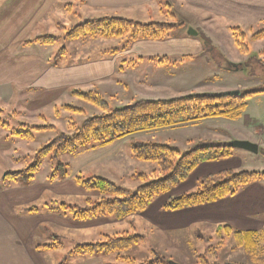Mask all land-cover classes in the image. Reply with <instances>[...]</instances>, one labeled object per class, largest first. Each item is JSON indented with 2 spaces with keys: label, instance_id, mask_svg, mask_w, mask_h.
<instances>
[{
  "label": "rangeland",
  "instance_id": "obj_1",
  "mask_svg": "<svg viewBox=\"0 0 264 264\" xmlns=\"http://www.w3.org/2000/svg\"><path fill=\"white\" fill-rule=\"evenodd\" d=\"M164 1L165 5H163L166 12L168 10L175 14L171 10L170 3L167 5L171 0ZM177 7L175 6L174 9ZM73 9L74 15L72 17L67 12H58L59 17L58 13H55L52 15L51 21L40 24L36 31L42 36H30L25 39L28 42L48 35L57 38V41L52 45H32L28 51L30 55H43L53 63H59L60 52H70V40L66 39L65 35H58L60 32L58 21L69 28L81 24L83 21L79 18L81 16L79 5H74ZM167 13L169 14V12ZM185 15L188 17L187 14ZM191 18L192 22L176 17L175 20L166 23L177 25L186 23L190 25L187 33L193 28L191 32L197 31L199 39L204 44V40L209 41V43L207 42L209 46L205 47L206 53L203 56L196 57L193 62L174 60V63L163 65L164 68H159L160 64L156 63L137 62L134 63L135 68L127 65L123 70L124 73H119L114 82L81 87V90L98 92L109 103L112 110L121 109L142 100L169 101L202 93L223 94L243 92L244 90H264V37L257 40L253 39L256 33L263 30V28H254L253 31V29H241L239 27L241 30L239 34L245 35L244 42L250 49V53L246 55L241 53L236 45L235 35L231 30L233 27L238 26L226 28L214 21L204 22L194 16ZM156 19L163 23L167 21L162 16H158ZM174 34L176 33L172 32L170 36ZM27 39L29 40L27 41ZM123 40H112L109 45L118 48L119 42L124 45L130 39L125 37ZM229 59L236 63L232 64ZM250 59L253 63L244 65ZM240 60L243 61L242 64L239 63ZM230 65H235V67ZM57 97L58 95L50 98L46 95L45 104L38 109L35 108L37 100H31L28 95L22 98L15 97L10 103L0 101V122L7 124L9 127V129H4L5 131L0 129V137L9 136L10 141L13 142L14 150L21 157L20 161L23 169L34 163V157L38 150L48 145L59 135H72L76 129L82 127L88 118L101 116L104 113L100 108L74 96L71 92L61 94L59 98ZM248 103V111H245V115L243 114L240 119H236L237 121L226 118L208 119L197 123L199 125L189 124L183 129L168 127L159 129V131H146L118 140L112 146L104 147V149H101L98 144H93L83 148L78 155H64L61 161L68 165L66 170L69 173L66 178L57 176L56 179H51L55 163L52 156H48L42 160L40 170L29 183L37 177L39 182L48 185L44 196L45 200L43 199L40 205L45 203V206H55L56 204L66 203L69 207L86 208L91 206L90 202L99 201L101 195L78 185L76 182L77 176L84 178L103 177L132 192H136L140 187L149 183L150 180L143 181L139 175H152L158 166L156 163L142 162L135 159L132 153L134 142L167 145L184 153L200 141H227L226 144L230 145L233 142V140H229L230 138L240 137L236 140L246 141L244 138L247 136H252V142L260 145L261 150L258 154L233 148V155L230 158L208 162L209 164L203 163L176 188L157 197L151 206L154 203H166L170 199L195 192L198 189V182L210 174L226 170L263 173L264 93L250 98ZM31 127L50 128L38 130ZM17 130L31 131L33 138L18 139L17 136L13 135V132ZM253 130L255 135H251ZM93 148H96V150H93ZM261 183L264 185V178ZM255 190L264 192V186ZM246 209H252V207ZM224 211L228 213V210ZM260 215V213L256 215L259 216V218L257 217L260 220L258 222L264 221V216L260 217ZM179 216H174L172 220L166 221L165 224L172 225V228L166 232L151 227V225L160 224L158 213L154 209L144 215L141 213L122 220L109 218L112 225L109 226L107 232L109 234L107 235L128 233L144 237L140 244L122 252V254L131 255L130 257H123L125 259L148 257L146 261L156 262L158 257L156 254H158L159 259L168 263L174 261L178 264H198L195 258V254H197L206 256L211 264H215V262L220 264H264V232L262 231H256L262 235L255 250L258 254L257 258L252 254L253 251L238 246L233 234L227 235L225 232H223L225 245L218 251L217 259L214 258L213 252L208 251L209 248L217 247L221 241V238L216 234L219 226L228 225L235 231L241 232L254 231L253 229H258L251 223L257 222L256 220H251L252 222L245 221L250 222L245 223L240 219L243 223H235L231 213V219L227 216L223 222L215 224L200 212H196L193 217H187L186 219L182 218L181 215ZM154 220H157L156 223ZM57 241L61 243L60 247L50 252L48 250L44 251L45 256L52 259L54 264H67L74 258V248L85 243H94L82 242L83 240L80 238H72L62 233L60 236H53L54 245L58 243ZM103 255L106 264H113L114 256L112 254Z\"/></svg>",
  "mask_w": 264,
  "mask_h": 264
},
{
  "label": "crops",
  "instance_id": "obj_2",
  "mask_svg": "<svg viewBox=\"0 0 264 264\" xmlns=\"http://www.w3.org/2000/svg\"><path fill=\"white\" fill-rule=\"evenodd\" d=\"M73 2L79 5L81 13L79 18L82 21L118 17L140 23H152L160 22L156 18L162 16L167 20L165 22L173 21L176 17L192 22L191 17L194 16L204 22H217L226 28L238 26L254 31V28L261 27L264 30V0H171L167 4L170 3L171 10L175 12L174 17L164 9V0H0V101L10 103L15 97L22 98L28 95L31 100H37L35 108L38 109L45 104L46 95L50 98L58 95L59 98L61 94H68L74 89L81 90V87L114 82L119 73H124L127 65L135 68L134 63L145 61L159 64L158 58H167L171 62L174 60L193 62L196 57L206 53L205 44L199 39V34L187 33L190 25L184 23L183 27L174 29L172 32L176 34L168 39L128 41L124 45L119 42L118 48L110 47L109 43L112 40L124 41L125 37L108 39L96 36L70 40L71 50L63 53L59 63H53L43 55H30L28 51L32 45L52 44H25V39L30 36H42L36 31L37 27L51 21L55 13L64 11L72 17L73 7L76 5ZM175 6L178 7L174 9ZM57 15L60 16L59 13ZM58 25L59 36H64L66 29H70L59 21ZM230 61L232 64L236 63ZM242 62L239 61L240 64ZM219 119L225 118L209 120ZM201 122L172 128L183 129L189 124L199 125L197 123ZM0 129L5 131L4 129L9 127L0 123ZM251 135H255L254 130L251 131ZM251 137L247 136L244 140L252 142ZM17 138L24 140L18 136ZM237 138L240 139L234 137L229 140ZM12 143L9 136L0 137V264H54L52 259L45 256L44 251L50 252L55 248L42 246L53 244V236H60L61 233L72 238H80L82 242H103L106 236H109L107 232L112 225L109 218L77 221L64 217L60 213L50 211L49 208H53V205L50 207L45 206V203L40 205L48 185L39 182L37 177L31 183L5 177L8 173L23 169L21 157L14 150ZM108 146L100 147L104 149ZM263 186L260 181L247 186L237 196L176 211L164 210L167 202L154 203L142 215L154 209L158 213L160 224L151 227L162 232L172 228L171 224H165L167 220H172V217L181 215L186 219L193 217L196 212H200L215 224L223 222L227 216L231 219V213L235 223H243L242 220L258 222L259 216L256 215L260 213V217L264 216V192L255 189H261ZM35 207L39 211L29 212ZM247 207L252 209H246ZM224 210H228V213ZM257 222L251 223L258 229L253 230L264 232V221ZM112 256L113 264H142L148 258L125 259L123 257L131 255L122 252L114 253ZM73 257L67 264H106L103 254L94 256L74 254Z\"/></svg>",
  "mask_w": 264,
  "mask_h": 264
},
{
  "label": "trees",
  "instance_id": "obj_3",
  "mask_svg": "<svg viewBox=\"0 0 264 264\" xmlns=\"http://www.w3.org/2000/svg\"><path fill=\"white\" fill-rule=\"evenodd\" d=\"M168 12L171 17H174L170 11ZM182 26H184L183 23H180V25L166 22L140 23L125 18L110 17L84 20L81 24L66 29L65 38L78 40L86 37L101 36L108 39L129 37L130 42L143 39L165 40L170 37L174 29ZM231 30L235 35L236 45L241 53L249 54L250 49L244 42L245 35L239 34L240 28L233 27ZM263 37L264 30H261L256 33L253 39L257 40ZM56 41L57 38L54 36H45L25 42V44H53ZM204 41L205 47H208L209 41ZM64 52H60L59 56H62ZM157 62L160 65L174 63V61L171 62L167 58H158ZM250 63H253L251 59L244 65ZM243 68L245 67L243 66ZM71 93L100 108L104 112L103 115L88 118L82 127L76 129L72 135H59L48 145L38 150L32 165L18 172L8 173L5 176L6 178L20 179L25 183H29L40 170L42 160L48 156H52V160L55 163L51 179H56L57 176L66 178L69 173L66 170L68 165L61 161L62 156L78 155L86 146L93 144H98V146L102 147L108 146L137 133L196 123L210 118L239 119L248 108V100L264 93V90H244L241 94L202 93L169 101L142 100L117 110H112L109 103L98 92L72 90ZM2 125L7 127L5 123H2ZM31 128L42 130L50 127ZM13 135L24 140L33 138L31 131L17 130L13 132ZM132 153L138 161L157 164L158 168L154 170L152 175H139L143 181L150 180L149 183L140 187L136 192H132L117 186L103 177L84 178L77 176L76 182L82 188L100 193L101 198L99 201L90 202L91 206L86 208L69 207L66 203L56 204L53 208H49L50 211L60 213L64 217L77 221H88L100 217L122 220L131 215L143 213L157 197L176 188L203 163L230 158L233 155V148L229 144L227 145L226 142L204 140L183 153L177 148L167 145L134 142L132 144ZM263 178L264 172L256 171L235 172L226 170L211 174L198 182V189L195 192L170 199L165 204L164 210L176 211L215 203L237 195L247 186L260 182ZM37 211L39 209L36 207L29 210V212ZM223 232L227 235L233 234L238 246L244 247L248 251H253L254 257L258 255L255 250L259 245L258 240L262 236L259 232L235 231L231 226L223 225L219 226L216 232L217 236L221 238L220 243L217 247L208 249L209 252H213L215 259H217L218 251L225 245ZM143 239V236L130 235L128 233L106 236L103 242L78 245L74 248V254L86 256L117 254L140 244ZM60 246L61 243L58 242L55 245L51 244L42 247L57 248ZM156 255L158 256L156 262L144 261L142 264H168V262L159 259L158 254ZM195 258L198 264H211L204 255L195 254ZM215 264L220 263L215 262Z\"/></svg>",
  "mask_w": 264,
  "mask_h": 264
},
{
  "label": "water",
  "instance_id": "obj_4",
  "mask_svg": "<svg viewBox=\"0 0 264 264\" xmlns=\"http://www.w3.org/2000/svg\"><path fill=\"white\" fill-rule=\"evenodd\" d=\"M189 34H192V35H197V32L193 31V32H190L189 31ZM230 146L232 148H237V149H241V150H245V151H248V152H251V153H255V154H258L259 153V145L258 144H255V143H252V142H249V141H241V140H235L233 141ZM168 264H178L174 261H170Z\"/></svg>",
  "mask_w": 264,
  "mask_h": 264
}]
</instances>
